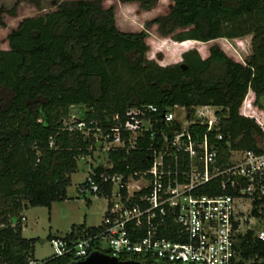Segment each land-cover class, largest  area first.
Wrapping results in <instances>:
<instances>
[{
	"label": "trees",
	"instance_id": "16d2710c",
	"mask_svg": "<svg viewBox=\"0 0 264 264\" xmlns=\"http://www.w3.org/2000/svg\"><path fill=\"white\" fill-rule=\"evenodd\" d=\"M137 1L143 8L153 2ZM8 11L14 14L13 9ZM149 25L174 41L208 42L250 34V51L237 60L211 43L204 56L188 48L178 61L160 64L146 57L145 28L118 29L112 7L101 0L59 1L53 9L22 17L6 34L8 48H0V88L9 93L0 106V264H27L35 258L37 237L21 234V212L28 206L49 208L51 202L64 199L79 156L92 155V131L83 134L73 127L71 106L83 107L79 118L86 126L95 121L104 127L115 114L123 119L131 106L152 103L160 117L162 110L174 105L211 104L218 107V123L207 133L221 134L220 151L226 142L261 150L256 137L264 138V127L240 107L250 91L264 109V0H169L166 12L149 18L145 26ZM160 125L166 136H172L180 123ZM187 130L201 136L205 126L189 123ZM148 145L143 137L127 150L108 149L105 156L111 166H91L89 174L97 178L104 170L127 173L146 168ZM108 187V182L101 184L103 191ZM202 191L217 192L207 186ZM263 245L251 238L243 253L256 250L259 264H264ZM39 260L71 261L67 254Z\"/></svg>",
	"mask_w": 264,
	"mask_h": 264
},
{
	"label": "built area",
	"instance_id": "2783aa9c",
	"mask_svg": "<svg viewBox=\"0 0 264 264\" xmlns=\"http://www.w3.org/2000/svg\"><path fill=\"white\" fill-rule=\"evenodd\" d=\"M176 108L182 110V120L176 118ZM217 109L211 104L174 105L158 117L157 107L147 103L128 107L123 119L113 115L104 127L95 121L86 126L72 115L73 127L83 134L91 129L93 151L104 153L93 167L109 168L108 149L127 150L143 137L150 164L127 173L104 170L97 178L89 167L80 190L105 200L100 221L92 229L68 227L50 237L51 254L78 260L98 250L143 264H259L256 250L243 251L251 238L264 243V147L255 151L226 142L220 151L221 134L207 133L217 127ZM172 120L180 123L179 129L166 136L160 123ZM189 123L203 124L205 132L193 136ZM105 182L108 191L101 189ZM206 186L217 192L202 191ZM27 264L42 262L29 258Z\"/></svg>",
	"mask_w": 264,
	"mask_h": 264
},
{
	"label": "rangeland",
	"instance_id": "374dc122",
	"mask_svg": "<svg viewBox=\"0 0 264 264\" xmlns=\"http://www.w3.org/2000/svg\"><path fill=\"white\" fill-rule=\"evenodd\" d=\"M62 0H40L39 5L27 0H0V48H8L6 34L16 26L18 21L28 15L42 13L53 9L55 4ZM103 6H111L114 12L115 23L118 29L132 31L144 29L148 44L146 57L154 59L160 64L175 62L180 54L188 48H195L201 56L206 54L211 43H217L228 55L242 60L250 51V34L233 38H218L208 42L185 39L174 41L170 36H161L156 32L154 25L145 26L152 16L166 12L169 0H153L148 8H143L137 0H101ZM8 9H13L11 15ZM215 74L211 72V75ZM9 93L0 88V106L6 101ZM176 118L181 119L182 110L176 108ZM240 110L243 114L253 117L264 127V109L254 102L253 94L248 91L243 98ZM83 107L76 105L69 107L71 116L79 117ZM257 139V144L264 147V138ZM103 152L94 150L88 160H77V166L70 174V183L66 187L65 198L53 201L49 208L45 206H28L21 212L26 216L22 235L37 237L33 246V256L36 259L44 258L52 253L47 234L59 236L63 234L70 224L84 223L96 225L99 223L104 211L105 202L102 196L94 195L88 190L80 191L81 182L89 171V167L103 160ZM90 164V166H89ZM24 220L22 218V224Z\"/></svg>",
	"mask_w": 264,
	"mask_h": 264
},
{
	"label": "water",
	"instance_id": "95a60500",
	"mask_svg": "<svg viewBox=\"0 0 264 264\" xmlns=\"http://www.w3.org/2000/svg\"><path fill=\"white\" fill-rule=\"evenodd\" d=\"M66 264H143L132 260H121L98 250H93L85 257L71 260Z\"/></svg>",
	"mask_w": 264,
	"mask_h": 264
},
{
	"label": "crops",
	"instance_id": "0c3cea01",
	"mask_svg": "<svg viewBox=\"0 0 264 264\" xmlns=\"http://www.w3.org/2000/svg\"><path fill=\"white\" fill-rule=\"evenodd\" d=\"M81 191V190H80ZM85 191V190H84ZM84 191H81V192H84ZM99 196V195H98ZM101 196V195H100ZM104 202H105V200H104ZM28 208V207H27ZM27 208H25L24 210H26ZM105 208V207H104ZM24 210H23V214H24ZM23 220H24V223H23V225H22V227H21V234H22V230H23V228H24V225H25V220H26V216L24 215L23 216ZM85 225H87V224H85Z\"/></svg>",
	"mask_w": 264,
	"mask_h": 264
}]
</instances>
